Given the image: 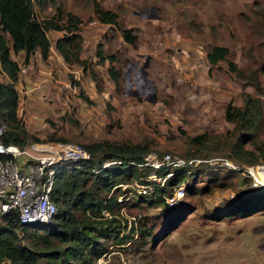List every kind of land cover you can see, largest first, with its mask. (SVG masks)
Segmentation results:
<instances>
[{"label": "rangeland", "instance_id": "rangeland-1", "mask_svg": "<svg viewBox=\"0 0 264 264\" xmlns=\"http://www.w3.org/2000/svg\"><path fill=\"white\" fill-rule=\"evenodd\" d=\"M34 1L38 18L51 16L56 8L62 12L61 19L67 11L78 16L79 56L87 60L89 74L107 75V60L100 64L94 54L97 42L105 53L114 55L112 64L120 72L118 90L123 101H42L36 108L39 118H22L29 134L37 137L27 142L50 140L49 135L80 143L106 138L146 144V158H159L165 152L186 158L188 150L209 158L188 166L179 182L185 191L175 206L165 207L161 201L149 204L136 194L140 180L156 187L168 168L142 164L137 177L130 175L119 183L116 196L121 203L111 216L119 221L118 234L128 233V237L120 242H113L112 234L99 237L106 251L91 264H264V208L228 214L246 189L264 185L260 180L264 158L257 154L258 161L252 164L225 158L235 128L223 115L228 101H222L228 94L233 105L241 106L242 92L260 97L256 138L264 151V0H96L117 13L111 25L95 17L93 0ZM122 27L136 33L135 44L122 38ZM185 42L202 50L223 44L228 52L214 65L192 53V74H186L177 65L182 60L179 47ZM146 54L150 55L146 76L157 97L153 102L146 101V88L140 86L138 65ZM229 60L242 76L228 69ZM65 73L71 79V73ZM251 73L253 77L248 76ZM133 89L138 92L132 94ZM126 95L134 101H124ZM202 132L208 133L207 143L188 147V138ZM242 146L260 151L247 140ZM150 182L146 184L151 186ZM75 213L81 215L79 210ZM26 228V232L25 227L16 230L20 244L41 249L37 248L40 244H31L39 237L26 233L32 229L51 233L52 225L34 222ZM140 229L146 232L139 234ZM66 261L81 264L71 257ZM32 264L45 262L40 258Z\"/></svg>", "mask_w": 264, "mask_h": 264}, {"label": "trees", "instance_id": "trees-1", "mask_svg": "<svg viewBox=\"0 0 264 264\" xmlns=\"http://www.w3.org/2000/svg\"><path fill=\"white\" fill-rule=\"evenodd\" d=\"M93 11L100 21L110 24L116 22L117 13L112 9L102 7L96 0H93ZM61 17V10L56 8L51 16L38 18L33 10V0H0V72L7 76L5 81L0 79V119L6 122V128L2 134L5 142H13L21 146L30 137L37 139L29 134L16 113L17 92L14 80L19 66L17 61L10 56V50H24V62L27 61L29 52L34 47H38L40 54L44 57L49 46L46 30L66 28L65 33L55 38L56 49L66 62H78L83 68L87 66V60L79 56L81 36L77 32L78 16L67 11L66 17L64 19ZM120 32L125 41L132 45L135 44L136 33L132 32V28L122 27ZM227 52L228 48L225 45L211 44L206 48L205 56L208 62L213 64L225 58ZM95 55L99 62L107 58L109 65L106 67V72L118 88L120 72L111 63L114 55L105 53L100 42L96 43ZM227 64L228 69L234 71L237 76L243 75L233 61L229 60ZM90 74L96 87H99L100 77L96 76L93 71H90ZM248 76L253 77L254 74L251 73ZM254 86L261 90L258 83H254ZM79 94L88 100L81 90ZM242 95L241 106L233 105L228 101L223 109L224 117L232 121L235 128V138L228 144L225 158L233 162L252 164L258 161L257 154L264 158V151L256 138V130L262 114L261 99L259 96H252L246 92H242ZM207 134L202 132L190 136L188 140L191 145L188 147L192 148V144L205 145ZM47 138L56 137L49 135ZM246 140L260 151L254 153L250 148H243L242 142ZM81 144L89 150L91 156L78 166L69 167L68 170L62 168L54 174L51 189V196L57 206L54 221L35 222L40 226L52 225L51 233H38L36 229L26 233L30 238L39 237V240L33 239L31 244L33 246L38 243L40 246L37 248L41 249L20 244L13 225L8 223L0 226V264L6 259L9 260V264H32L40 258H43L45 264H52L54 261L68 264L67 257L81 264H91L95 258L106 251V246L99 241V237L105 238L112 234L113 242H120L128 237V233L118 234L119 221L111 216L121 203L117 199L116 191H120L118 184L128 179L130 175L137 177L138 166L142 165L143 155L149 150L148 146L106 138ZM199 155L200 152L188 150L186 157H199ZM103 160H108L109 163L102 165ZM184 171L185 167L175 168L171 175L165 178L163 185L152 187V190L143 198L147 199L149 204H156L159 201L164 203L161 197V193L165 191L164 187H170L182 181L187 173ZM163 205L168 207L166 203ZM262 208H264V185L253 186L246 189L244 194L234 202L228 214L251 212ZM77 210L81 212L80 216L76 215ZM103 210L108 211L110 217L100 214ZM24 227L26 232L27 224ZM144 232H146L145 229H140L139 234Z\"/></svg>", "mask_w": 264, "mask_h": 264}, {"label": "built area", "instance_id": "built-area-1", "mask_svg": "<svg viewBox=\"0 0 264 264\" xmlns=\"http://www.w3.org/2000/svg\"><path fill=\"white\" fill-rule=\"evenodd\" d=\"M5 128V120L0 119V226L11 223L16 231L28 223L52 222L57 210L51 196L54 174L63 167L78 166L91 156L90 152L78 141L50 139L26 142L21 146L5 142L2 139ZM146 154L143 155L142 164L162 167L163 170L168 168L166 175L162 174L156 185H163L165 178L177 167H185L188 172L190 168L187 166L209 159L185 158L169 152L152 159L146 158ZM107 163L108 160L102 161V165ZM245 169L248 172L247 167ZM148 182L141 180L136 185L137 196L144 197L152 190L155 183L150 182L149 186L146 184ZM184 191L183 184H173L161 193V197L166 205L175 206L180 203ZM103 211L108 215V211ZM1 262L9 264L8 259Z\"/></svg>", "mask_w": 264, "mask_h": 264}, {"label": "crops", "instance_id": "crops-1", "mask_svg": "<svg viewBox=\"0 0 264 264\" xmlns=\"http://www.w3.org/2000/svg\"><path fill=\"white\" fill-rule=\"evenodd\" d=\"M34 3L36 2L33 0ZM79 23L80 21L77 22V24ZM104 23L111 25L108 22ZM66 31V28H48L46 30L49 46L44 57L40 54L39 48L34 47L29 52L27 61L24 62V50H10V56L17 61L19 66L16 79L14 80V86L17 92L16 113L21 121L25 115L30 116V119L33 116L39 118L36 108L42 104V101H65L68 103L69 101H119V98L123 101V97H119V88L115 87L114 81L108 74L99 73L101 83L99 82L100 86L96 87L94 80L91 78V74L87 70L88 68L85 67L83 69L82 66L76 65L74 62H66L62 58L61 53L54 45V41L56 37ZM48 34H51V37ZM192 53H195V56L205 59L210 65H214L217 62L213 64L209 63L205 56V50L192 45V43L185 42L179 47V55L182 57L181 61H186V63L181 64L180 61L177 65L186 74H192ZM106 60L107 58L100 61V64H103ZM107 62L108 64H105L106 67L109 65L108 60ZM66 71L71 73V79L67 77ZM0 79L7 80L5 73L0 72ZM79 90L88 97V100L80 96ZM127 96H124L126 97L124 101H134L133 99L127 98ZM228 97V94H224L222 101H231ZM146 101L148 100L146 99Z\"/></svg>", "mask_w": 264, "mask_h": 264}, {"label": "water", "instance_id": "water-1", "mask_svg": "<svg viewBox=\"0 0 264 264\" xmlns=\"http://www.w3.org/2000/svg\"><path fill=\"white\" fill-rule=\"evenodd\" d=\"M153 8V6L151 7ZM155 16V15H153ZM149 55L146 54L144 56V59L141 64L138 65L139 75H140V86H143L146 88V93L144 95L145 99H147L150 102H153L156 100V94H155V87L152 84V81L150 78L146 76V66L148 64ZM132 94H136L138 92L137 89H133Z\"/></svg>", "mask_w": 264, "mask_h": 264}, {"label": "bare ground", "instance_id": "bare-ground-1", "mask_svg": "<svg viewBox=\"0 0 264 264\" xmlns=\"http://www.w3.org/2000/svg\"><path fill=\"white\" fill-rule=\"evenodd\" d=\"M253 166V165H252ZM250 169V168H249ZM260 178H261V176H260ZM260 180H263L264 181V178H261Z\"/></svg>", "mask_w": 264, "mask_h": 264}]
</instances>
